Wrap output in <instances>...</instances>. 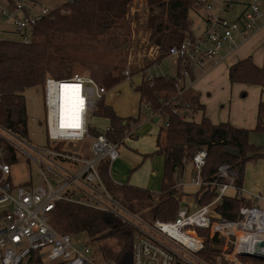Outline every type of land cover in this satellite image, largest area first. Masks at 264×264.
Returning a JSON list of instances; mask_svg holds the SVG:
<instances>
[{"label": "built area", "instance_id": "built-area-1", "mask_svg": "<svg viewBox=\"0 0 264 264\" xmlns=\"http://www.w3.org/2000/svg\"><path fill=\"white\" fill-rule=\"evenodd\" d=\"M262 2L218 0L213 7L209 0L204 7L203 31L170 49L169 55L176 58L182 77L190 78V71L202 70L213 62L236 34L243 37L250 34L263 17L259 7ZM236 5H244V9L236 21L228 22L222 13L233 12ZM215 8L218 9L213 12ZM52 10L41 7L39 0H16L14 5L6 1L5 6L0 3V19L10 22L18 41L28 45L34 39L36 26ZM4 29L5 26L0 28V39ZM107 92L92 78L78 74L64 80L46 78L44 146H36L30 139L29 124L34 119H29L26 137L0 125V264H114L98 261L89 247L79 249L74 246L72 235L53 229L50 214L60 201L114 213L129 222L135 228L133 264H255L254 256L264 257V197L255 195L254 204L243 198L241 187L236 185L238 173L229 164L221 165L212 177H205L203 169L208 156L205 149L198 151L189 163L193 168L189 184L199 190L196 204L207 192L215 191L207 205L181 207L173 221L148 222L113 199L99 174V166L118 159L120 143L108 139L110 126L97 132L92 124L99 119L97 105ZM62 97L69 104L73 99L82 103L81 111L69 116L77 125H61L60 118L66 111H60ZM30 160L39 168L40 182L34 184L30 174L24 184H16L13 167L22 162L28 165ZM187 184L180 175L177 188L183 189ZM230 190L235 191L233 198L245 202L235 220L223 218L217 211ZM206 238L221 241L219 254L212 260L201 255Z\"/></svg>", "mask_w": 264, "mask_h": 264}, {"label": "trees", "instance_id": "trees-1", "mask_svg": "<svg viewBox=\"0 0 264 264\" xmlns=\"http://www.w3.org/2000/svg\"><path fill=\"white\" fill-rule=\"evenodd\" d=\"M6 1L10 5L15 2ZM132 1L70 0L40 21L31 44H22L18 38H1L0 125L26 137L29 124L26 92L31 89L43 92L48 76L58 80L72 78L76 65L86 67L91 78L107 91L118 87L125 78L113 74L119 65L97 67L78 53L81 45L77 41L112 43L121 37ZM142 1L147 9L145 29L148 41L156 53L151 63L154 65L169 57L172 47L194 39L190 12L204 9L209 0ZM11 33L7 29L3 31V35ZM193 75L194 71H190V77ZM228 75L231 84L264 86V69L257 66L251 57L232 65ZM180 79L185 78L178 66L175 77L142 75L141 82L134 88L139 95L140 106L144 104L168 125L164 132L160 131L157 149L153 153L164 158L161 191L155 193L132 185L116 184L111 179L109 163L106 161L99 166V174L113 199L131 214H139L148 222H168L177 217L183 195L177 188V180L198 151L205 149L208 154L203 169L205 177H212L221 165L229 164L238 173V187L243 185L247 163L264 158L262 148L250 143V130L236 128L230 123L215 125L205 116L199 122L189 119L192 114L204 112L205 107L200 104L198 96H183L185 89L180 86ZM96 116L109 121L111 130L106 135L114 143H121L132 130L133 123L139 121L118 116L105 99L98 103ZM255 132L264 133V102L258 106ZM93 134L98 133L93 131ZM228 148L238 150L239 157L227 154ZM215 195V191L207 192L197 202L198 206L207 205ZM242 204H245L244 200L225 197L217 211L223 218L235 220ZM50 225L60 234H87L91 247L86 246L98 261L133 264L135 228L114 213L60 201L50 214ZM202 234L206 235V232ZM220 246L221 241L217 238H206L201 255L212 260L219 254ZM255 264H264V261L256 260Z\"/></svg>", "mask_w": 264, "mask_h": 264}, {"label": "rangeland", "instance_id": "rangeland-1", "mask_svg": "<svg viewBox=\"0 0 264 264\" xmlns=\"http://www.w3.org/2000/svg\"><path fill=\"white\" fill-rule=\"evenodd\" d=\"M16 1V0H13ZM41 2V7H47L50 10L55 9L57 7H61L64 3L70 0H39ZM218 0H212V6H216V2ZM2 5H6V0H0ZM260 9L264 12V3L260 4ZM218 8H215L213 12H216ZM244 9V5H236L233 9V12H224L222 13V17L227 20L228 22H234L237 20V13L239 15ZM204 9H200L197 11L190 12V20L192 22V30L194 35H199L206 23L204 21L205 17ZM147 19V9L145 6L144 1L142 0H133L130 3L128 14L124 20V34L117 38L114 42H87V41H77V44L81 45V49H79L78 53L86 58L88 61L92 62L97 67L99 66H111L115 67L119 65L114 75H123L125 78L123 82L116 88L109 90L105 95L106 103L110 104L116 113L122 117H140L141 125L143 123H149V127H146L143 131L148 133L152 128L151 134L152 136L156 137L160 130L163 132L166 130L165 122L161 119L159 122L155 123L153 121V117L151 110L146 107L144 104L140 106L139 102V95L134 90L135 86L141 82L142 75L146 77H155V76H165L168 75L170 77H175L177 75V61L175 57L169 56L165 58L161 63L152 65V61L155 58V51L152 50V46L148 41V34L145 29V21ZM6 27L8 30H13V26L10 22H7L4 19H0V28ZM7 38H16L13 34H8ZM117 40H120L116 43ZM239 37L236 36L234 42L238 43ZM235 43V44H236ZM229 43L225 44L222 52L223 54L226 53L234 47L235 44H231V47L228 45ZM263 47V46H262ZM261 48V46H259ZM151 64V65H150ZM150 65V66H149ZM147 68V72L143 68ZM200 71V70H199ZM126 72L129 74L126 75ZM75 74L82 75L85 77H90L89 71L86 67L81 65L75 66ZM200 73H197V77ZM49 77V76H48ZM52 77V76H50ZM203 83L200 82V84ZM179 84L183 87L184 94L187 98H191L195 91L190 89V79H180ZM205 84V82H204ZM231 86V84H230ZM237 85H232V88H225V91L222 90V85H219V95L213 97V101L207 105V111H199L195 114H192L189 119L199 122L203 116L208 118H213L217 124L220 123V119L222 117H227L226 114L229 113L230 107H234L235 101L240 99L242 101H250V94L245 98L242 95L245 94V90L241 89L238 90ZM205 95V94H204ZM237 99L234 101V99ZM26 99V112L27 116L30 119H34L35 122H30L29 124V133L30 139L32 143L36 146H44L47 141V133L45 127V110L43 106V92L41 89H31L26 92L25 95ZM180 112V111H179ZM42 123V126H40ZM93 126L97 127V132L102 131L105 129L110 123L107 120H99L92 122ZM263 134L264 133H260ZM140 137V134H139ZM162 137H164L162 135ZM148 145H152L151 142H147ZM256 145V144H255ZM127 147H131V142L126 141V144L123 145L121 148L127 149ZM260 147V146H259ZM262 151L264 152V146H261ZM154 151V150H153ZM33 155L37 154L35 152H31ZM162 158L157 159L156 161L160 160L163 164ZM260 162L264 163V158L259 159ZM158 163V162H157ZM28 164V163H27ZM259 163H248L246 167V172L244 175V184L243 188L246 191L245 197L250 198V193H257L255 188H261V191L264 190V181L263 175L259 173V169H263L264 167H258ZM50 166V164L48 163ZM258 165V166H257ZM160 163L157 165V176H152L151 180L161 186V179L159 177L160 172ZM48 176H51V172L48 169H44ZM33 176L34 184L40 182V172L39 168L32 160H30V164L26 165L25 162L13 167L12 171V178L16 184H24L28 179L29 175ZM146 176V173H144ZM193 174L190 172L186 177L185 181L188 183L191 181ZM191 177V178H190ZM263 181V182H262ZM116 182V181H115ZM119 185L118 182H116ZM259 185V186H258ZM154 192V191H152ZM184 192L190 194L194 192V189H190L184 187ZM155 193H159V191H155ZM139 218L141 217L139 214L137 215ZM143 217V216H142ZM72 242L74 246L79 249L85 248L86 245L90 246V239L85 233H80L72 236Z\"/></svg>", "mask_w": 264, "mask_h": 264}, {"label": "crops", "instance_id": "crops-1", "mask_svg": "<svg viewBox=\"0 0 264 264\" xmlns=\"http://www.w3.org/2000/svg\"><path fill=\"white\" fill-rule=\"evenodd\" d=\"M240 15L239 13H237L236 18H238ZM8 31L13 33V30H8ZM7 35L8 34H4L1 36V38L2 37L6 38ZM13 35L15 36V34ZM236 36L239 37L238 43L234 42ZM15 39H17V37ZM227 43H229L228 45L230 47L231 44H235V43L236 44L234 47H231V49L224 54L221 50L220 55L213 62L207 64L204 67V69L200 71L199 70L195 71L194 75L189 78L190 89H193L195 91V94H193L192 96H198L200 104L203 105L205 107V111H207L206 110L207 105L213 101L214 99L213 97L219 95V91H218L219 85H222V87H224L222 88L223 91H225V88H232V85H237L236 88L238 90L244 89L245 94L242 95V97L246 99V97L250 94L251 96L250 101L247 100L242 101L240 99H237L236 97L234 99V101L237 99L235 101L234 107H230L229 113L226 114L227 117H222L219 121L220 123H230L231 125L239 129L250 130L251 131L249 136L250 143L252 145L256 144L255 146L257 147L264 146V135L255 132L258 123V106L260 102H264V86L231 84L228 75L229 69L232 65L248 57H251L257 66L264 69V12H263V17L257 21L255 29L250 34H248L246 37L237 34L234 36L232 41H229ZM259 46H261V48H259ZM198 72L200 73V75L197 77ZM202 81L203 83L200 84V82ZM151 116L153 117L154 122L155 119L157 120V122H159L162 119L161 117L153 113ZM122 118H129V117H122ZM133 118L139 119V121L133 123V126L131 125L132 130L128 133V136H126V138L120 143V147H119L120 155L117 160L113 161L110 164L111 179L114 182L116 181L123 185H132L135 187L147 189L151 192L152 191L160 192L163 183L164 158L162 156L153 155V153L157 149V140L161 130L159 131L157 136L154 137L151 134L152 128L148 133L143 131L146 127H149L150 125L149 123H143L141 125L139 116ZM208 119L213 124L217 125V122H215V120H212L213 118L210 117ZM99 120H105V119L99 118ZM108 126H110V124ZM126 141L131 142V147L126 146L127 149L121 148L123 145L126 144ZM147 142H151L152 145H148ZM160 158L163 159V164L160 162V160L156 161L157 159ZM260 161L261 160H256V161L252 160L249 161L248 163L255 162L256 164L259 163L258 164L259 166L257 165L259 168L264 167V163ZM159 163L161 166L159 172V177L161 179V186H159L158 184L154 183L151 180V177L153 175L154 176L158 175L156 170H157V165H159ZM190 172H192L193 174V168L191 165H187L182 172V176H184V179ZM144 173H146V176H144ZM259 173H261V175L264 176L263 169H259ZM263 181H264V177H263ZM189 183L190 181L185 187L190 189L193 188L194 192L187 194L184 192V188L180 189L181 192L183 193L181 199V207L187 206L188 208L190 207L196 208L197 207L196 200L199 197V190L196 187L190 185ZM241 189L243 191V198H245L247 201H250L253 204H254L255 195H260L264 197V190L261 191L260 186L255 188V190L257 189L256 190L257 193H250L251 194L250 198L245 197L246 191L244 190L243 185ZM234 195H235L234 190H230L228 192L229 197L233 198Z\"/></svg>", "mask_w": 264, "mask_h": 264}, {"label": "bare ground", "instance_id": "bare-ground-1", "mask_svg": "<svg viewBox=\"0 0 264 264\" xmlns=\"http://www.w3.org/2000/svg\"><path fill=\"white\" fill-rule=\"evenodd\" d=\"M67 95L68 94H66V96ZM76 98L78 99V97L75 95V99ZM81 105H82L81 102L76 103V101L74 99H73V102L69 104V102L67 100L65 101L64 98L62 97V105L60 107V111L63 113L64 111H62V110H66L65 111V115L62 114V116L60 118L61 119L60 120L61 121V125L63 127H69L71 125H77L78 124L77 121H75L73 123L74 118L70 119L69 116H71L73 113H74V116H75V114L77 115V113H79L81 111V109H82Z\"/></svg>", "mask_w": 264, "mask_h": 264}, {"label": "water", "instance_id": "water-1", "mask_svg": "<svg viewBox=\"0 0 264 264\" xmlns=\"http://www.w3.org/2000/svg\"><path fill=\"white\" fill-rule=\"evenodd\" d=\"M186 115H188V113H186ZM155 122H157V120L155 119ZM226 153L229 154L230 156L234 157V158H238L239 157V151L236 150V149H231V148H228L226 150ZM243 257H252V256H249V255H242ZM257 260H261V261H264V257L263 256H254Z\"/></svg>", "mask_w": 264, "mask_h": 264}, {"label": "snow or ice", "instance_id": "snow-or-ice-1", "mask_svg": "<svg viewBox=\"0 0 264 264\" xmlns=\"http://www.w3.org/2000/svg\"><path fill=\"white\" fill-rule=\"evenodd\" d=\"M62 87H70L69 85H63ZM78 87V86H77Z\"/></svg>", "mask_w": 264, "mask_h": 264}]
</instances>
